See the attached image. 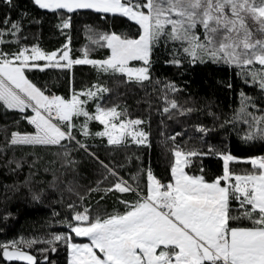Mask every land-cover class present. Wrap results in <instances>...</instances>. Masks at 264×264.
<instances>
[{
    "label": "snow or ice",
    "instance_id": "snow-or-ice-1",
    "mask_svg": "<svg viewBox=\"0 0 264 264\" xmlns=\"http://www.w3.org/2000/svg\"><path fill=\"white\" fill-rule=\"evenodd\" d=\"M40 9L48 10L62 18L61 29L72 28V15L90 10L101 14L119 15L134 22L138 27L132 37L114 31L101 32L86 26L92 45L107 48L109 55L104 59L90 58V49L85 46L82 56L73 58L69 45L71 36L59 50L46 52L38 46L29 48L20 45L22 25L7 14L0 19V107L16 112L32 126V131L0 127V139L4 148L22 146L59 149L56 156L62 158L61 167L75 172L77 160L73 152L83 151L106 171L104 177L117 179L101 190L133 193L134 201L121 200L125 210L119 213L93 216L88 208L78 210L75 203H69L70 218L66 226L70 233L53 234L47 240H12L0 242V255L8 261H25L38 264L37 257L25 250L36 243L50 247L41 248L46 264L50 261L46 253L55 252L57 244L63 242L69 251V264H264V156L252 157L246 161L253 171L236 172L232 163L242 162L230 152L216 150L209 145L204 151L177 143V137L170 136L173 143L167 151L173 157L170 164L171 179L163 183L150 169L147 170V184L141 191L138 176L131 177L134 183L119 176L115 166L105 163L90 150L89 140L106 137L112 146H127V139L138 145L151 146L148 133L138 129L145 121L131 119L126 109L105 101L112 89L98 79L90 87L73 91L65 98L50 93L38 86L26 74L32 70L46 68L70 69L74 65H90L103 76L124 77V83L143 84L152 79L153 55L158 48H166L170 59L166 63L181 66L211 62L227 68L239 69L245 84H253L264 91V0H33ZM9 8L14 0H3ZM12 38H15L13 41ZM15 43L14 51L5 47ZM43 61L45 63L41 64ZM133 62H139V66ZM228 88L232 87L228 83ZM166 89L176 92L174 84ZM241 108L232 121L240 120L247 125L241 136L245 142L264 141V114L259 116L248 111L251 97L240 93ZM163 112L187 115L196 109L184 107L176 99L165 96ZM92 107H89V104ZM255 108V104H251ZM175 110V112H173ZM264 112V110H261ZM98 122L102 131L92 132L90 124ZM19 123V121H16ZM206 134L211 129L198 127ZM34 159L28 165L36 168V153H29ZM213 155L223 161L222 174L209 180L202 164H198L199 175L190 169L201 157ZM27 161L11 160L13 171L20 169ZM44 172L53 171L51 186L64 183L54 170L45 167ZM36 175L30 172L29 181ZM26 186L28 181L25 182ZM100 183H103L101 181ZM67 191L75 188L67 182ZM40 193H33L39 200ZM79 195V193H77ZM83 199V197H80ZM103 199V197H101ZM58 215V213H56ZM86 237L90 243L72 242V234Z\"/></svg>",
    "mask_w": 264,
    "mask_h": 264
},
{
    "label": "trees",
    "instance_id": "trees-1",
    "mask_svg": "<svg viewBox=\"0 0 264 264\" xmlns=\"http://www.w3.org/2000/svg\"><path fill=\"white\" fill-rule=\"evenodd\" d=\"M14 7L9 8L0 0V19L5 14L11 20H19L22 25L20 34V45L29 48L38 46L46 52L59 50L67 42L66 36H71L69 45L70 55L73 58L82 56V49L87 46L90 49V58L104 59L109 55L107 48L92 45L88 39L86 26L101 32L114 31L126 33L134 37L138 27L134 22L119 15H107L101 18V14L90 10L81 11L72 15V28L61 29L62 18L48 10L40 9L33 0H14ZM13 41L15 38H12ZM18 45L14 42L5 47L6 51L16 50ZM170 52L166 48H158L153 55L151 69L152 79L142 85L135 82L124 83V77L101 76L96 69L90 65H74L70 69L46 68L44 71L38 69L27 72L34 83L43 86L50 93L68 98L73 91H80L99 79L101 83L112 89L105 101L108 104H117L126 109L128 118H139L145 121L139 127L148 133V141L151 146L138 145L127 139V146H112L107 144L106 137H94L89 140L90 150L105 163L116 167L120 177L134 183L131 177L137 176L141 191L147 184L146 172L150 169L163 183L171 179L170 164L173 157L168 148L172 141L168 139L176 133V142L184 143L186 147L200 148L204 151L208 146L216 150L230 152L240 158L242 162L232 163L230 167L236 172L253 171L250 163L243 161L252 157L264 156V141L254 140L245 142L241 136L247 130V125L240 120L234 123L233 117L239 113L241 108L240 93L244 92L251 97L248 111L259 116L264 114V91L253 84H245L244 77L239 74V69L227 68L223 65L208 63L190 64L185 61L181 66L166 63ZM41 64L45 63L43 61ZM139 66V62H133ZM228 83L232 84L228 88ZM166 84H174L177 89L172 92L165 88ZM165 96L168 99H176L184 107L196 109L191 114H174L169 119V113L162 109L166 106ZM92 107V104H89ZM175 112V110H173ZM19 121V123H16ZM211 129L206 134L200 133L198 127ZM0 127H7L8 132L14 130L32 131V126L20 118L16 112L5 110L0 107ZM92 132L102 131L103 126L98 122L90 124ZM0 139V147H3ZM59 151L56 147H14L4 148L0 154V242L12 240H47L53 234L70 233L66 226L70 218L67 205L75 203L78 210L88 208L93 216L100 212L102 214H113L123 212L124 204L121 200L134 201L133 193L109 192L105 194L96 189L111 186L117 179L108 176L104 179L106 171L100 165L86 155L83 151L73 152L72 156L78 164L75 172L66 171L61 167L62 158L55 155ZM29 153H36L40 157L36 168L30 169L29 164L34 159ZM27 161L18 170L13 171L14 165L8 166L11 160ZM198 164H202L206 178L211 180L222 174L223 161L218 156L208 155L201 157L197 164L190 169L192 174L199 175ZM48 167L54 170L57 176H61L64 183L57 182L51 186L53 171L44 172ZM30 172L36 175L29 181ZM26 181L28 184L26 186ZM72 181L75 191H67V182ZM103 181V183H100ZM39 192L40 199H33V193ZM79 193V195H77ZM83 197V199H80ZM103 197V199H101ZM58 213V215H56ZM73 242L88 241L86 237H76L72 234ZM50 247L46 243H36L30 250L38 257V264L43 255L39 249ZM55 252L46 255L55 264H69V251L63 242L57 244ZM0 264H24L20 262L7 263L0 255Z\"/></svg>",
    "mask_w": 264,
    "mask_h": 264
},
{
    "label": "water",
    "instance_id": "water-1",
    "mask_svg": "<svg viewBox=\"0 0 264 264\" xmlns=\"http://www.w3.org/2000/svg\"><path fill=\"white\" fill-rule=\"evenodd\" d=\"M25 250H27V251H29L31 254H33V255H35L30 249H25ZM36 256V255H35ZM37 257V256H36ZM3 259L7 262V263H11V262H20V263H24V264H26V262L25 261H8L5 257H3ZM39 259H38V257H37V261H38ZM40 262H45L44 261V259H41V261Z\"/></svg>",
    "mask_w": 264,
    "mask_h": 264
},
{
    "label": "rangeland",
    "instance_id": "rangeland-1",
    "mask_svg": "<svg viewBox=\"0 0 264 264\" xmlns=\"http://www.w3.org/2000/svg\"><path fill=\"white\" fill-rule=\"evenodd\" d=\"M138 129L142 130L139 126H136ZM73 242V241H72ZM75 243H90V241H85V242H75Z\"/></svg>",
    "mask_w": 264,
    "mask_h": 264
}]
</instances>
